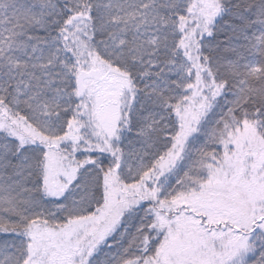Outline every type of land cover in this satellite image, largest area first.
Segmentation results:
<instances>
[{"label": "snow or ice", "instance_id": "6c2138e0", "mask_svg": "<svg viewBox=\"0 0 264 264\" xmlns=\"http://www.w3.org/2000/svg\"><path fill=\"white\" fill-rule=\"evenodd\" d=\"M0 264H264V0H0Z\"/></svg>", "mask_w": 264, "mask_h": 264}]
</instances>
